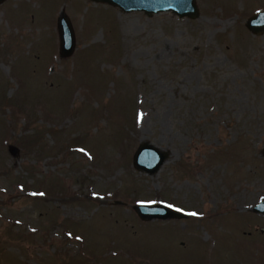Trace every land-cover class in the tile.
<instances>
[{"label": "rangeland", "instance_id": "obj_1", "mask_svg": "<svg viewBox=\"0 0 264 264\" xmlns=\"http://www.w3.org/2000/svg\"><path fill=\"white\" fill-rule=\"evenodd\" d=\"M195 3H0V264H264V33L246 28L264 0ZM143 143L167 153L152 175Z\"/></svg>", "mask_w": 264, "mask_h": 264}, {"label": "water", "instance_id": "obj_2", "mask_svg": "<svg viewBox=\"0 0 264 264\" xmlns=\"http://www.w3.org/2000/svg\"><path fill=\"white\" fill-rule=\"evenodd\" d=\"M4 0H0L2 3ZM108 4L118 8L124 13L142 12L146 15L171 12L177 17L194 19L198 16V8L195 0H90ZM246 28L253 35L264 33V9L246 22ZM57 30L59 36V53L66 57L73 52L75 37L71 23L67 16L61 15L57 19ZM10 153H14L10 147ZM167 159V153L152 144H140L132 158L134 169L139 172L152 175L156 173ZM136 215L142 221L152 219H174L181 218L182 213L175 211L164 204H139L133 207ZM253 211L264 215V199L253 207ZM263 229H261V232Z\"/></svg>", "mask_w": 264, "mask_h": 264}, {"label": "snow or ice", "instance_id": "obj_3", "mask_svg": "<svg viewBox=\"0 0 264 264\" xmlns=\"http://www.w3.org/2000/svg\"><path fill=\"white\" fill-rule=\"evenodd\" d=\"M190 215H196L195 213H190Z\"/></svg>", "mask_w": 264, "mask_h": 264}]
</instances>
